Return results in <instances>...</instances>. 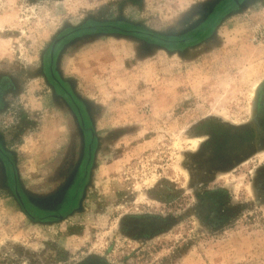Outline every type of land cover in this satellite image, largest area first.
Instances as JSON below:
<instances>
[{
  "label": "rangeland",
  "instance_id": "374dc122",
  "mask_svg": "<svg viewBox=\"0 0 264 264\" xmlns=\"http://www.w3.org/2000/svg\"><path fill=\"white\" fill-rule=\"evenodd\" d=\"M0 264H264V0H0Z\"/></svg>",
  "mask_w": 264,
  "mask_h": 264
}]
</instances>
